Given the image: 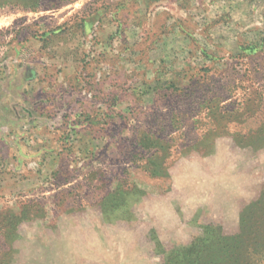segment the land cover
Wrapping results in <instances>:
<instances>
[{
    "label": "rangeland",
    "instance_id": "1",
    "mask_svg": "<svg viewBox=\"0 0 264 264\" xmlns=\"http://www.w3.org/2000/svg\"><path fill=\"white\" fill-rule=\"evenodd\" d=\"M255 203L264 0H0V264H184Z\"/></svg>",
    "mask_w": 264,
    "mask_h": 264
},
{
    "label": "trees",
    "instance_id": "2",
    "mask_svg": "<svg viewBox=\"0 0 264 264\" xmlns=\"http://www.w3.org/2000/svg\"><path fill=\"white\" fill-rule=\"evenodd\" d=\"M253 207L258 210L254 232L247 230L223 241L211 234L205 249L183 251L184 264H264V204Z\"/></svg>",
    "mask_w": 264,
    "mask_h": 264
}]
</instances>
